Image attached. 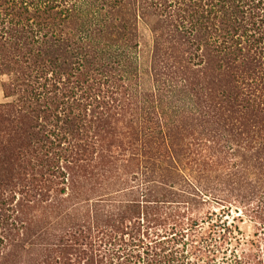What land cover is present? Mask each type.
<instances>
[{
  "label": "trees",
  "instance_id": "1",
  "mask_svg": "<svg viewBox=\"0 0 264 264\" xmlns=\"http://www.w3.org/2000/svg\"><path fill=\"white\" fill-rule=\"evenodd\" d=\"M0 89V264H264V0H0Z\"/></svg>",
  "mask_w": 264,
  "mask_h": 264
},
{
  "label": "rangeland",
  "instance_id": "2",
  "mask_svg": "<svg viewBox=\"0 0 264 264\" xmlns=\"http://www.w3.org/2000/svg\"><path fill=\"white\" fill-rule=\"evenodd\" d=\"M140 28H141L143 41H145V43H147L149 40V32H148L147 28L142 26V25ZM1 98H2V91L0 89V100H1ZM238 225L245 235H251V233L253 232L252 223L247 221V220H244L243 222L238 223Z\"/></svg>",
  "mask_w": 264,
  "mask_h": 264
}]
</instances>
